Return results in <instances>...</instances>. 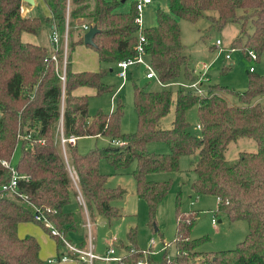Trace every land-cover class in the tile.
<instances>
[{
	"label": "trees",
	"instance_id": "obj_1",
	"mask_svg": "<svg viewBox=\"0 0 264 264\" xmlns=\"http://www.w3.org/2000/svg\"><path fill=\"white\" fill-rule=\"evenodd\" d=\"M42 1L49 10L48 16H25L22 0H0V264H50L40 258L37 239L31 235L19 237L17 227L20 223L35 222L34 215L42 213L63 236L77 233L84 222L66 207L79 194L89 218L94 214L107 220L121 217L113 201L122 199L125 190L106 185L108 175L99 169L101 159H106L115 170L128 168L135 162L131 172L135 192L146 202L149 221L154 223L157 208L173 183L172 177L157 179L156 176L177 172L181 158L196 150L197 156L191 161L195 173L192 191L197 196L216 197L217 212L230 222L245 221L248 232L232 249L200 251L199 246L209 238L191 236L198 213L181 210L179 190L174 210L176 253L168 258L163 251L160 264H264V103L261 101L264 71L248 70L247 87L243 91L216 83L202 89V94L181 87L175 91L147 90L134 82L137 129L134 133H122L121 102L113 111H99L91 117L88 95L73 94L79 87L93 88L95 95L110 92L111 87L103 82L107 71H73L68 52L62 82L59 77L62 51H56V67L48 58L51 50L23 42L21 35L36 34L44 21L61 36L67 22L69 36L71 27L82 20L98 28L94 45L86 46L95 50L101 62L115 64L135 54L140 30L134 23L135 2L127 12H119L117 0ZM205 11L216 12V16L209 17L217 28L227 23L238 24L239 33L230 47L241 48L246 57V50H253L258 61L264 50V0H169L168 12L156 10V25L141 30L146 39V56L162 84L177 82L187 87L197 81L198 75L184 53L180 21L194 23ZM78 43H83L81 38L72 42L71 47ZM230 96L237 104L230 102ZM193 106L200 125L198 134L189 130L187 121V111ZM171 107V126L160 128V121ZM70 136L76 140L83 136H105L109 143L80 154L76 142L62 145L61 137ZM243 137L253 139L257 151L240 152L234 163H227L225 152L229 143ZM115 140L121 144L113 143ZM151 143L165 144L168 151H149L147 146ZM18 144L21 155L15 169L23 178L17 181L19 195H12L2 190L9 172L1 163L10 161ZM67 164L75 171V180ZM51 236L58 250L61 241L58 236ZM136 238V229L129 227L127 242H119L124 253L117 264H139L143 260L144 251L138 248ZM82 244L84 241L79 242ZM145 260L150 264L152 256Z\"/></svg>",
	"mask_w": 264,
	"mask_h": 264
},
{
	"label": "rangeland",
	"instance_id": "obj_2",
	"mask_svg": "<svg viewBox=\"0 0 264 264\" xmlns=\"http://www.w3.org/2000/svg\"><path fill=\"white\" fill-rule=\"evenodd\" d=\"M46 9L47 6L43 1L38 2L37 7L33 11V16H46ZM209 16H216V12L205 11L194 23L185 20H181L180 22L184 53L189 57L190 64L198 75L197 81L200 80L199 78H201V76L205 78L204 84H202V82L200 86L201 92L197 90L194 92L202 94L204 92L202 89L209 84L215 83L234 88L238 91H243L247 87L248 70L251 66H254L255 71L258 73L264 71V50L259 56L258 61H253L245 56L241 48L236 47L232 49L230 47V42L239 33L238 24L227 23L223 28H217ZM80 21V23L76 21L75 26L71 27L70 34L67 36L70 64L72 66L71 61L73 60V67L79 68L80 70L98 71L104 69L107 72L103 77V82L111 87L110 92L101 95H95L94 91L88 94L89 116L92 117L99 111L109 113L116 108L118 102H121L123 105V115L120 121V130L122 133L126 134L134 133L137 129V118L133 106L134 82L139 86H145L147 90H151L152 88H165L175 91L179 87L195 90L188 85L186 87L177 82L161 84L158 83V80L155 78L148 80L145 77V67L149 64L147 57H144L145 65L136 64L129 67L126 78H120L118 75L119 68L114 64L101 62L93 48L83 43H78L71 47V43L80 38L82 39L85 33L82 31L81 25L88 23L82 20ZM50 32L51 31L47 30V25L43 21L36 34L33 35L38 37L40 44L44 46L47 51L53 48L50 41ZM217 40L221 42L220 48L222 51H219L218 47H216ZM227 53L230 55L228 59L225 58V54ZM246 53H248L247 50ZM224 67H229V69H223ZM204 74L206 76H204ZM117 89L118 91H116ZM229 100L237 104V100L234 97L230 96ZM261 101L264 103V99H261ZM172 119L173 107H171L167 116L160 121L159 127L169 128L171 126L170 120L172 121ZM187 121L190 124L189 130L198 134L199 129L196 127L198 125L196 106L191 107L187 111ZM115 141L120 142V140ZM108 143L109 139L105 136H83L77 139L76 148L80 154H84L96 147L107 145ZM147 148L149 151L155 149H160V152L168 151L167 146L161 143H151ZM243 151H257L256 142L253 139L243 137L229 143L225 152L226 162L229 164L234 163L238 159L240 152ZM197 152L196 150L192 155L183 156L180 160L179 170L170 173L173 183L169 193L160 202L157 208L154 223L149 221L146 202L138 198L135 192V181L131 174L132 170L135 168V162L128 168L115 170L106 159H101L99 162V169L102 173L108 175L106 185L111 188L121 187L125 190L122 199L113 201V204L120 209L122 215L121 217L111 220H107L97 214L89 218L77 197L72 200L71 204L68 205L66 209L74 211L77 216L82 219L84 224L81 225L77 233L69 234V238L65 236V239L70 245L84 251L89 249L90 236L95 254L105 256L107 255V251L113 248L115 250L114 255L120 256L124 252L123 249L119 247V242L122 241L126 243L128 228L134 227L136 229L137 246L140 250L147 253L143 254V259L145 260L152 256L150 264H160L163 251L167 252L168 258H172L176 253L173 244L176 232L174 215L175 197L178 191L181 190V210L195 211L198 213V221L192 230L191 236L193 238L203 236L209 238L207 241L203 242L198 249L200 251H217L234 248L238 242L244 239L248 232L247 223L242 220L230 222L223 214L217 212L216 197L212 195L197 196L192 191L191 183L195 178V173L191 161L197 156ZM20 155L21 145L18 144L9 161L11 167L14 168L17 165ZM64 157L67 161L66 154H64ZM160 175L168 178L166 174ZM213 218L215 219V223L212 222ZM21 226L23 229V237L31 235L37 239L41 246L40 254L43 258H56L57 247L55 239L42 224H38L36 221H29L24 222ZM80 241H84L82 246L79 245ZM164 243L169 244L166 250L162 249ZM57 251L59 255L67 252V248L62 241ZM80 256V254H75L73 258L67 261H57L53 264H87L80 259ZM92 264H117V262L94 259Z\"/></svg>",
	"mask_w": 264,
	"mask_h": 264
},
{
	"label": "built area",
	"instance_id": "obj_3",
	"mask_svg": "<svg viewBox=\"0 0 264 264\" xmlns=\"http://www.w3.org/2000/svg\"><path fill=\"white\" fill-rule=\"evenodd\" d=\"M151 2H152V0H135L136 16L134 19V23L139 27L140 30L138 33L137 44L135 46V54L132 57L125 58V59L117 61L115 63L116 67L119 68L118 75L122 79L126 78L127 70L129 69V67L136 65V64L145 65L144 57L146 56V39H145L143 33L141 32V30L143 29L141 16H142V12H143L144 8L147 5H149ZM66 20H68V14L66 16ZM89 27H90V25H88V24H82L81 25L83 32L88 31ZM67 31H68V24L66 22V29H65L63 36L60 35V33L58 32V30L55 27H52L51 32H50L51 33L50 34V41H51L53 48L51 49V53H50L48 58H50V60L55 63L56 67H58V58H57L56 51H58V50L62 51V56H63L62 66H61V71L59 73V77H60L62 82H64V80H65V69H66L67 54H68V40H67L68 33H67ZM220 44H221V42L219 40H217L216 41V47H218L219 51H222V49L220 48ZM248 57H249V59H251L253 61H255L257 59L256 53L253 50H248ZM48 58H45V61ZM225 58H227V59L230 58V55L228 53L225 54ZM145 68H146L145 77L147 79H153V78L157 79V75H156L154 69L151 67L150 63L148 65H146ZM249 70L253 71L254 66H251L249 68ZM203 79H205V78L201 76L200 80H203ZM200 80L195 81L194 83H192L188 86L191 88H194L198 92H201ZM180 85H184V84H180ZM60 127H62V121L60 122ZM196 127H197V129H200V125H197ZM65 142L73 145L76 142V137L75 136H70L68 138L61 137V143L63 146H64ZM113 143L120 144L119 141H113ZM1 164L5 168H7L8 172H9V177H8L7 181L4 182L1 186L2 190L5 193H9L12 195H19L18 190H17V181H18V179L23 178V176L19 175L17 170L15 169V167L14 168L11 167V165L8 161H2ZM67 168H68V171H69L71 177L75 180V171L68 164H67ZM78 199H79L80 203L84 206V200L80 194L78 195ZM86 215H87V212H86ZM33 218L35 221L40 222L49 231V233L51 235L58 236L60 238V240L64 243L65 247L67 248L66 253H62V254L56 256L55 259H48L47 262L50 264L56 263L57 261H62V262L67 261V260L73 258V255H75V254H77V255L80 254L81 255L80 259L82 261L86 262L87 264H92L94 259H101V260H105V261H117V260H119V256L114 255L115 250L113 248H110L107 251V255H105V256H102V255L100 256V255L95 254L94 253V246L91 242L90 236H89V249H87V250L81 251V250L75 248L74 246L70 245V243L65 239V236H63L62 234H60L58 232L57 228L54 226L52 221L45 214L37 213L34 215ZM212 222L215 223L214 218L212 219ZM87 223L89 226L88 218H87ZM168 247H169V244L164 243V246L162 249L166 250ZM144 254H147V253L144 252ZM139 264H146V260H144V259L140 260Z\"/></svg>",
	"mask_w": 264,
	"mask_h": 264
},
{
	"label": "crops",
	"instance_id": "obj_4",
	"mask_svg": "<svg viewBox=\"0 0 264 264\" xmlns=\"http://www.w3.org/2000/svg\"><path fill=\"white\" fill-rule=\"evenodd\" d=\"M117 1H119V3H120L118 8H117V11H119V12H127L130 9L131 4L133 2H135V0H117ZM38 2H42V0H34V5H29V4H27V3H25L23 1V4H22V13H23V15H25V16H33V11L37 7ZM157 9H161V10H163L165 12H168L169 11V0H152V2L144 8V10L142 12V16H141L142 28L151 27V26L156 25V22H157V20H156V10ZM151 13H152V16H151ZM48 15H49V10L47 8L46 9V16H48ZM80 22H81L80 20H77V23H80ZM51 29H52V26L47 25V30L51 31ZM33 35H35V34L29 33V35H28V33L24 32L21 35V39H22L23 42H29V43L41 45L40 42H39L38 37H35ZM145 57H147V56H145ZM71 63H72L71 69L73 71H76V72L84 71V70H80L79 68H74L73 67V60L71 61ZM205 74H204V76H206ZM199 76H201V75H199ZM148 80H150V79H148ZM204 80L205 79H203V81L201 80V83L203 82L202 84H204ZM158 83H161V82L158 81ZM152 90H158V89L157 88H155V89L152 88ZM91 91H94V94H95V90L93 88H90V87H79V88H77V89H75L73 91V94L77 95V96L88 95L89 93H92ZM116 91H118V89ZM170 122H171V120H170ZM94 137H103V136H94ZM76 142H77V140H76ZM155 150H157V149H155ZM159 150H157V151H159ZM167 176L171 177L170 174H167ZM156 178L157 179H166L162 175H157ZM22 224L23 223H20L18 225V227H17V234H18L19 237H23L22 236L23 235V229H22V226H21ZM40 251H41V246H40ZM39 255H40V258L42 260L50 259V257L49 258L48 257L47 258H43L41 256L40 252H39ZM57 255H59V253H58L57 248H56V255L55 256H57Z\"/></svg>",
	"mask_w": 264,
	"mask_h": 264
},
{
	"label": "water",
	"instance_id": "obj_5",
	"mask_svg": "<svg viewBox=\"0 0 264 264\" xmlns=\"http://www.w3.org/2000/svg\"><path fill=\"white\" fill-rule=\"evenodd\" d=\"M25 3L29 4V5H34V0H22ZM98 32V28L97 26L93 25L90 26L88 31H86L83 35L82 41L84 45H94L93 42V38L95 36V34Z\"/></svg>",
	"mask_w": 264,
	"mask_h": 264
}]
</instances>
